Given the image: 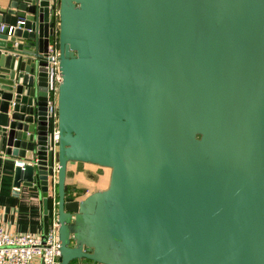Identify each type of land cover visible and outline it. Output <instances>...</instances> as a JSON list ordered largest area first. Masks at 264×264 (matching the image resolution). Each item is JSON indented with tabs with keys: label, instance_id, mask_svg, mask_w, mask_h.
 Segmentation results:
<instances>
[{
	"label": "water",
	"instance_id": "water-1",
	"mask_svg": "<svg viewBox=\"0 0 264 264\" xmlns=\"http://www.w3.org/2000/svg\"><path fill=\"white\" fill-rule=\"evenodd\" d=\"M54 8L0 6V151L44 237L56 34L58 264H264V0H57L56 30ZM69 161L107 186L69 191Z\"/></svg>",
	"mask_w": 264,
	"mask_h": 264
},
{
	"label": "built area",
	"instance_id": "built-area-1",
	"mask_svg": "<svg viewBox=\"0 0 264 264\" xmlns=\"http://www.w3.org/2000/svg\"><path fill=\"white\" fill-rule=\"evenodd\" d=\"M54 2L53 13L57 15V0ZM17 22H23L19 19ZM51 25L56 30L57 18L52 20ZM13 25L9 26L11 32ZM59 47L57 36L54 34L49 37L47 45L46 67L48 72L49 90V128H48V149L51 151V164L48 172V195L52 208V217L49 227L44 237L42 232H10L0 224V264H30L34 257L39 259V264H58L59 263V237L58 222L56 217V183H57V117H56V96L57 86L60 80L58 71ZM29 162L25 159L16 158L14 164L24 168Z\"/></svg>",
	"mask_w": 264,
	"mask_h": 264
},
{
	"label": "crops",
	"instance_id": "crops-1",
	"mask_svg": "<svg viewBox=\"0 0 264 264\" xmlns=\"http://www.w3.org/2000/svg\"><path fill=\"white\" fill-rule=\"evenodd\" d=\"M6 5L8 0H0V6ZM56 18L53 13V20ZM15 159L0 151V224L10 232H42V206L38 193L13 184ZM96 166L90 162L69 161L66 168L68 190L84 196L103 188L93 180ZM30 264H39V259L34 257Z\"/></svg>",
	"mask_w": 264,
	"mask_h": 264
},
{
	"label": "rangeland",
	"instance_id": "rangeland-1",
	"mask_svg": "<svg viewBox=\"0 0 264 264\" xmlns=\"http://www.w3.org/2000/svg\"><path fill=\"white\" fill-rule=\"evenodd\" d=\"M97 172L93 173V180L99 184L100 187H106L109 180L110 167L97 165Z\"/></svg>",
	"mask_w": 264,
	"mask_h": 264
}]
</instances>
